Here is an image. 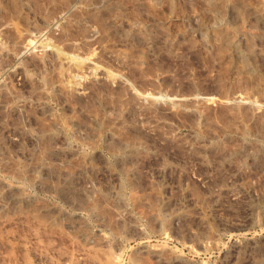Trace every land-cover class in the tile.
I'll use <instances>...</instances> for the list:
<instances>
[{
    "label": "rangeland",
    "instance_id": "1",
    "mask_svg": "<svg viewBox=\"0 0 264 264\" xmlns=\"http://www.w3.org/2000/svg\"><path fill=\"white\" fill-rule=\"evenodd\" d=\"M0 264H264V0H0Z\"/></svg>",
    "mask_w": 264,
    "mask_h": 264
},
{
    "label": "bare ground",
    "instance_id": "2",
    "mask_svg": "<svg viewBox=\"0 0 264 264\" xmlns=\"http://www.w3.org/2000/svg\"><path fill=\"white\" fill-rule=\"evenodd\" d=\"M56 49H57L56 52H58L59 60L61 61V63L65 64L67 66L71 65L73 70L76 72L82 71L83 66L76 64V63H73V62L71 63V56L68 53L62 51L60 48H56Z\"/></svg>",
    "mask_w": 264,
    "mask_h": 264
}]
</instances>
